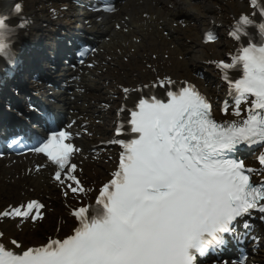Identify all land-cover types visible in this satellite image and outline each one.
I'll return each instance as SVG.
<instances>
[{
    "label": "snow or ice",
    "instance_id": "obj_1",
    "mask_svg": "<svg viewBox=\"0 0 264 264\" xmlns=\"http://www.w3.org/2000/svg\"><path fill=\"white\" fill-rule=\"evenodd\" d=\"M250 4L264 17L258 0ZM11 11L19 14L21 5ZM253 23L248 15L241 16L230 36L241 40L247 34L244 26ZM256 26L264 37V22ZM12 31L0 16V56L11 55L6 38ZM216 38L209 32L206 42ZM232 60L217 66L230 84L232 115L240 117L241 106L249 103L247 118L219 122L194 86L185 83L173 90V81L158 80L152 87L166 88L167 99H139L130 119L136 138L111 141L123 149L118 169L99 188L94 206L71 211L77 221L71 234L26 249L12 239L20 253L0 243V264H196L210 247L224 243L219 234L230 232L238 218L254 209L264 212V182L254 183L256 169L230 155L242 145H264V40L259 45L249 41ZM237 67L242 77L233 82L228 71ZM221 111H229L227 101ZM121 134L118 130L117 136ZM70 140L68 131H53L31 151L57 166L53 180L60 185L70 180L69 191L83 193L87 190L72 174L76 165L69 163L80 149L66 142ZM258 161L264 166V153ZM65 169L68 174L62 177ZM43 208L30 199L0 210V218L34 223L43 218Z\"/></svg>",
    "mask_w": 264,
    "mask_h": 264
},
{
    "label": "bare ground",
    "instance_id": "obj_2",
    "mask_svg": "<svg viewBox=\"0 0 264 264\" xmlns=\"http://www.w3.org/2000/svg\"><path fill=\"white\" fill-rule=\"evenodd\" d=\"M19 1L23 6L22 11L32 20L30 29L26 32L27 36L32 35V40L37 35L48 39L62 28L83 26L84 20L89 18L84 9L72 5L70 0ZM250 10L242 0H130L121 5L119 12L112 16L113 21L121 24V27L125 22L126 34L117 30L109 17L92 21L91 29L105 32L110 39L102 42L104 57L102 58L99 50L94 57L95 66L82 73L78 81L79 93H76L75 99L69 101L65 108V112L70 118H75L79 126L81 122H87L84 128L81 127L82 138L78 141L80 145H75V148L80 149L75 152V173L80 176L87 191L64 195L62 189L57 190L51 184L46 171L35 169V159L23 157L20 161L0 160V210L11 203L22 204L36 199L44 205L41 211L45 214L43 222L20 224L16 220L15 230L0 218V238L6 248L22 251L27 247L40 246L52 236L62 238L71 232L75 222L70 214L71 209L78 203L91 201L94 187L106 180L111 170L112 161L104 158L113 157V152L106 146L97 148L96 145L110 137L108 129L116 118L115 109L123 97L122 87H137L155 76L189 77L196 68H200L205 72L198 83L212 100L218 99L221 103L225 98L221 96L222 89L218 86L219 82L215 80L209 63L232 53L228 28L241 13ZM180 14L186 19L180 20ZM124 16L127 18L124 19ZM207 27H215L219 37L217 42L202 43L200 37ZM152 51L169 54L166 56L163 53L155 60L148 59L146 54L142 56V53ZM127 53L130 55H126ZM140 56L152 63L147 70L143 69V59ZM122 57L128 59L124 61ZM110 59L116 63V67L110 68L107 62ZM97 64L100 65L97 67ZM97 68L105 71L95 72ZM247 105L245 103L241 106V114L245 112ZM231 108L232 106L224 117H235ZM93 115L97 117L94 118ZM95 119H100V125L95 123ZM92 156H97L100 160ZM260 174V178H264V170ZM259 231L264 242V229L260 228ZM12 239L22 245V249H16L10 243ZM261 252L259 256L264 260V250ZM218 264L232 263L222 261Z\"/></svg>",
    "mask_w": 264,
    "mask_h": 264
}]
</instances>
